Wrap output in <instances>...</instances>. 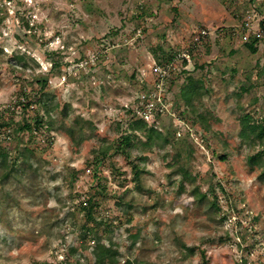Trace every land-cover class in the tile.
Wrapping results in <instances>:
<instances>
[{
  "label": "rangeland",
  "instance_id": "1",
  "mask_svg": "<svg viewBox=\"0 0 264 264\" xmlns=\"http://www.w3.org/2000/svg\"><path fill=\"white\" fill-rule=\"evenodd\" d=\"M249 16L250 40L261 33L255 53L240 34ZM263 18L264 0H0V108L47 79L68 105L59 123H92L81 143L62 129L49 141L24 132L7 143L16 164L0 183V264H95V238L82 232L88 198L111 223L97 237L120 263L264 264V179L247 162L260 148L238 135L243 113L264 119ZM20 54L25 70L13 61ZM188 75L208 90V130L181 103ZM131 109L169 136L167 150L179 151L195 180L179 188L182 173L158 149L148 153L142 190L123 154L95 166L93 149L126 130ZM22 116L8 113L2 131ZM25 143L35 152L30 166L17 158Z\"/></svg>",
  "mask_w": 264,
  "mask_h": 264
},
{
  "label": "trees",
  "instance_id": "2",
  "mask_svg": "<svg viewBox=\"0 0 264 264\" xmlns=\"http://www.w3.org/2000/svg\"><path fill=\"white\" fill-rule=\"evenodd\" d=\"M260 38L253 36L249 42H246L247 48L251 52H257V44ZM173 58V57H171ZM13 61L24 67V70L28 67V61L25 54H20L14 57ZM184 64H188L187 59H183ZM59 65V61H53V65ZM40 81V80H38ZM47 79L40 81V86L37 89H32L33 93H28L27 88L24 87L20 94L17 96L15 105L9 107L0 108V169L6 168L11 165V169L4 175H0V183L7 178L12 171L15 170L16 160L10 156L8 150L12 137L20 133L28 132L32 141H49L54 129H62L69 136L75 138L78 143L83 140L84 126L92 124L91 121L84 119L83 117H76L72 125L58 122V114L62 113L65 118L68 117V105H64L61 108L60 102L57 100V94L53 91L47 90ZM245 90V89H244ZM243 90V91H244ZM208 93L205 82L201 78H196L193 75L186 76L185 83L180 89V100L184 105V108L200 121L203 126L209 129V117H207L206 106L204 103V96ZM155 108L153 111L154 118L159 117L160 113ZM206 110V111H205ZM23 113L21 123L14 125L10 131H2L6 126L5 120L8 113L19 112ZM156 120V119H155ZM155 122V121H154ZM127 127L123 130L121 126L120 135L118 138L113 140L100 139L101 144L93 149V163L97 167L100 163L104 162L110 157L111 152L123 154L128 158L131 164V170L133 174V180L140 190L143 189L142 185V174L146 172L145 163L148 157V153L158 150H165L164 158L172 156L173 162L170 165L178 166V169L183 175L182 182L179 188L183 189L186 182H192L195 180L192 177L190 171L182 162L181 154L174 147L172 150H167L170 145L169 136L162 130L159 129L155 123L148 122L145 117L133 109L128 110L127 115ZM240 131L239 138L243 145L249 146L252 150L260 148L255 153L250 154L247 157L248 165L252 168L261 169L260 178L264 179V119H258L251 112H245L241 116L240 120ZM31 138L29 139V141ZM227 148V143H224ZM17 158L21 159L24 164L32 165V159L35 156L34 150L23 144L18 149ZM222 160L229 158V153H223L219 155ZM193 195L199 199H205L206 193H202L199 187H194ZM131 205H129L130 208ZM82 209L85 212V219L82 224L83 238L94 236L96 246L94 248L95 264H134L130 259H126L123 263L118 260L120 253L117 249L111 245H103L100 238L97 237L99 234L98 229L102 225H111L106 220H98L96 215L95 206L93 199L88 198L82 203ZM136 238L137 235H131ZM189 254H194L195 249L187 247ZM206 260L200 264H205ZM46 264V263H40ZM153 264V263H149Z\"/></svg>",
  "mask_w": 264,
  "mask_h": 264
},
{
  "label": "built area",
  "instance_id": "3",
  "mask_svg": "<svg viewBox=\"0 0 264 264\" xmlns=\"http://www.w3.org/2000/svg\"><path fill=\"white\" fill-rule=\"evenodd\" d=\"M253 17L249 16L247 17V19L241 24V27H240V34L242 35V40L244 42H249L250 41V37H251V34L254 32V26H253ZM263 28H264V18H263ZM202 34H206L205 31H202ZM256 36L260 37L261 36V33H258ZM182 58H186L187 60L190 59V54H186V53H183L181 54ZM161 75L162 76H165L166 74V71H163L161 70L160 71ZM163 72V73H162ZM151 110H154L155 108L152 107L150 108Z\"/></svg>",
  "mask_w": 264,
  "mask_h": 264
}]
</instances>
